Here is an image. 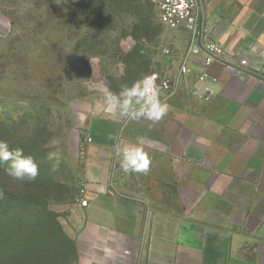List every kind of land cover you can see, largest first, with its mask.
Instances as JSON below:
<instances>
[{
    "label": "crops",
    "instance_id": "crops-1",
    "mask_svg": "<svg viewBox=\"0 0 264 264\" xmlns=\"http://www.w3.org/2000/svg\"><path fill=\"white\" fill-rule=\"evenodd\" d=\"M196 1L197 43L227 53L206 67L204 54L187 55L186 31L167 30L157 74L176 91L162 120L113 114L101 90L77 118V193L50 208L74 264H264V0ZM129 142L148 153L147 174L121 170Z\"/></svg>",
    "mask_w": 264,
    "mask_h": 264
},
{
    "label": "rangeland",
    "instance_id": "rangeland-1",
    "mask_svg": "<svg viewBox=\"0 0 264 264\" xmlns=\"http://www.w3.org/2000/svg\"><path fill=\"white\" fill-rule=\"evenodd\" d=\"M173 37L151 0H0V118L28 135L46 129L38 146L44 139L46 156L56 153V169L75 182L89 95L158 73ZM129 56L142 67H128Z\"/></svg>",
    "mask_w": 264,
    "mask_h": 264
},
{
    "label": "trees",
    "instance_id": "trees-1",
    "mask_svg": "<svg viewBox=\"0 0 264 264\" xmlns=\"http://www.w3.org/2000/svg\"><path fill=\"white\" fill-rule=\"evenodd\" d=\"M125 62L128 67L144 64H134L131 56ZM131 68L128 75L133 77ZM12 122L0 118V127L9 128L0 129V138L7 139L10 149L22 148L25 155H31L38 165V175L34 180L17 181L6 173L5 166H0V264H74V242L64 233L59 215L49 203L74 198L77 182L53 170L56 161L47 159L44 139L38 146L37 139L47 134L46 129H31L28 135V130L22 133L13 129ZM70 190L72 197L67 198L65 193Z\"/></svg>",
    "mask_w": 264,
    "mask_h": 264
},
{
    "label": "clouds",
    "instance_id": "clouds-1",
    "mask_svg": "<svg viewBox=\"0 0 264 264\" xmlns=\"http://www.w3.org/2000/svg\"><path fill=\"white\" fill-rule=\"evenodd\" d=\"M155 76H144L134 81L131 86L125 84L119 93H113L107 84L101 89L102 95L113 114L130 119H146L158 122L166 116L169 105L162 101L160 88ZM120 168L125 174H147L151 159L144 147L132 142L120 150ZM47 159L59 161L56 153L49 152ZM0 166H5L6 173L17 181L34 180L38 175V165L31 155H25L22 148L10 149L5 140H0Z\"/></svg>",
    "mask_w": 264,
    "mask_h": 264
},
{
    "label": "built area",
    "instance_id": "built-area-1",
    "mask_svg": "<svg viewBox=\"0 0 264 264\" xmlns=\"http://www.w3.org/2000/svg\"><path fill=\"white\" fill-rule=\"evenodd\" d=\"M156 11L160 25L166 30L183 29L190 37V45L188 54L196 56L204 54V66H210L214 61L223 60L227 53L226 50L215 42L198 44V37L201 33V25L198 16V6L196 0H151ZM169 51L166 50L165 54ZM247 66V61L241 59L235 68L237 73H243L244 67ZM190 68L182 63L179 67V74L186 77L190 73ZM148 76L156 77V84L160 88L162 101H165L172 96L176 91V83L171 80L167 75H159L157 73ZM207 75L203 73L200 77L203 80ZM87 139L86 142H89ZM84 190L80 189V195H83ZM80 205L86 206L87 199L81 198Z\"/></svg>",
    "mask_w": 264,
    "mask_h": 264
}]
</instances>
